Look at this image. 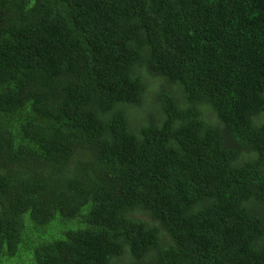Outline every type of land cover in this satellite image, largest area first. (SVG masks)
<instances>
[{
	"label": "trees",
	"instance_id": "16d2710c",
	"mask_svg": "<svg viewBox=\"0 0 264 264\" xmlns=\"http://www.w3.org/2000/svg\"><path fill=\"white\" fill-rule=\"evenodd\" d=\"M0 264H264V0H0Z\"/></svg>",
	"mask_w": 264,
	"mask_h": 264
},
{
	"label": "rangeland",
	"instance_id": "374dc122",
	"mask_svg": "<svg viewBox=\"0 0 264 264\" xmlns=\"http://www.w3.org/2000/svg\"><path fill=\"white\" fill-rule=\"evenodd\" d=\"M46 29H47V31L49 32V34L51 33V30H50V28H48V27H46ZM160 84L161 85V82H160V80H159V78H148V79H145V85H146V90H145V94H144V98H145V103L144 104H146V103H150L153 99H154V96H157V92H158V90L159 89H157L158 88V86H157V84ZM160 88V87H159ZM157 89V90H156ZM156 90V91H155ZM141 105V106H138V107H133V108H131L130 109V111H129V118H130V120H131V123H138V119H139V111L141 110V109H144V108H147V105L148 104H146V105ZM141 122V121H140ZM139 122V123H140ZM138 123V124H139ZM58 216V215H57ZM142 217V219L144 220V221H146V222H149V223H153L154 224V222L151 220V218L149 217V215H142L141 216ZM61 221V219L59 218V216L56 218L55 217V219L53 220V222H51V223H49L48 225H47V227L44 229L45 231H47L46 232V234H48V235H52V236H54V237H60V236H62L63 235V233H64V231L66 230H64V229H60V223L62 222H60ZM62 225H63V227H65L64 226V224L62 223ZM63 231V232H62ZM41 236V235H40ZM24 239L25 240H27L28 239V241L29 240H31V238L33 237V235L31 236V233H30V235H27V234H25L24 235ZM41 238L43 239V237L41 236ZM28 254L30 255V256H32V254H31V252L29 251L28 252ZM129 254H128V252L125 250L124 251V256H122L121 258H124V259H127L128 257H126V256H128ZM25 260H28V259H30V257L29 256H24L23 257ZM13 259H17V261H20V257L19 256H16L15 258H13Z\"/></svg>",
	"mask_w": 264,
	"mask_h": 264
},
{
	"label": "clouds",
	"instance_id": "9594fccd",
	"mask_svg": "<svg viewBox=\"0 0 264 264\" xmlns=\"http://www.w3.org/2000/svg\"><path fill=\"white\" fill-rule=\"evenodd\" d=\"M59 20H60V17H58V16L49 17L46 20L45 26L48 28H50V27L54 28V35L53 36L63 35L62 28H61V22L57 23ZM50 30H51V28H50ZM51 33H52V30H51Z\"/></svg>",
	"mask_w": 264,
	"mask_h": 264
}]
</instances>
